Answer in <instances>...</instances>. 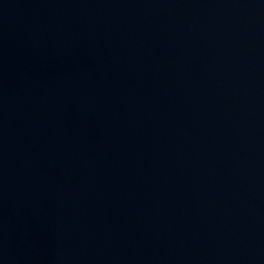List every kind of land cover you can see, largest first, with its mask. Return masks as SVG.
Instances as JSON below:
<instances>
[{
    "label": "water",
    "instance_id": "water-1",
    "mask_svg": "<svg viewBox=\"0 0 264 264\" xmlns=\"http://www.w3.org/2000/svg\"><path fill=\"white\" fill-rule=\"evenodd\" d=\"M0 264H264V0H0Z\"/></svg>",
    "mask_w": 264,
    "mask_h": 264
}]
</instances>
